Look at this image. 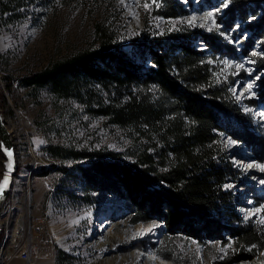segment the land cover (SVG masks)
Segmentation results:
<instances>
[{"label":"trees","instance_id":"16d2710c","mask_svg":"<svg viewBox=\"0 0 264 264\" xmlns=\"http://www.w3.org/2000/svg\"><path fill=\"white\" fill-rule=\"evenodd\" d=\"M146 1L150 16L176 20L187 14L180 0ZM18 7L19 0H0L2 13ZM226 13L227 23L251 20L248 26L261 42L256 65L264 70V0H231ZM93 39L91 45L16 82L29 90L47 88L56 99H72L91 116L129 131L133 147L128 151L134 160H122V153L102 148H41L52 159L70 161L67 166L52 164L36 171L59 175L55 199L64 198L69 205L90 204L91 194L105 193L122 201L121 215L131 225L162 221L160 243L150 244V251L173 264L191 263L180 249L183 237L200 245L231 243L217 264L255 258L264 249V226L241 221L234 212L229 187L237 172L222 139L246 146L264 163V136L231 98L228 82L207 61L237 58L235 48L216 32L187 23L162 32L147 29L127 47L96 24ZM196 41L207 51L197 49ZM10 85L7 80L6 86ZM3 99L0 96V103ZM79 180L81 194L76 190ZM255 207L264 218V200Z\"/></svg>","mask_w":264,"mask_h":264},{"label":"rangeland","instance_id":"374dc122","mask_svg":"<svg viewBox=\"0 0 264 264\" xmlns=\"http://www.w3.org/2000/svg\"><path fill=\"white\" fill-rule=\"evenodd\" d=\"M180 1L186 6L187 14L176 20L150 16V3L146 0H19V7L14 8L13 13L0 12V96L4 98L0 112L11 139L23 154L26 165L21 170V178L33 172L29 186L25 184V177L23 182L15 177L14 188L21 190L18 192L21 204L14 205L6 232L11 231L14 236L19 213L25 231L28 224L31 226V235L37 226H43V234H48L49 241L42 254L48 252L49 256L32 264L160 263L161 258L150 251V244L160 243L162 221L131 225L121 215L122 201L105 193L91 194L93 202L90 204L69 205L64 198L55 199L57 173H36L52 164H70L69 160L48 157L41 149L48 145L87 150L102 148L122 153V160H134L132 151H128L133 147L129 131L109 124L102 117L91 116L72 99H56L47 88L29 90L20 88L16 82V78L28 72L40 70L57 58L91 45L96 24L106 27L125 47L129 41L139 40L147 29L162 32L178 23L196 26L207 33L216 32L235 48L237 58L216 57L207 61L228 82L231 98L249 115L253 128L264 136V85L261 84L264 70L259 69L255 59L260 56L261 42L248 26L251 20L237 18L231 23L224 22L231 0ZM193 44L207 51L202 42ZM7 80L12 81L9 88ZM222 142L225 155L237 172L229 187L234 197V212L241 221H257L264 226V218L255 207L258 201L264 200V163H259L246 146L229 138H223ZM2 156L1 153L0 162ZM252 167L261 171L260 178L250 173ZM17 171L19 169L16 175ZM251 179L254 183L249 189L247 184ZM80 183L79 180L76 185L78 194H81ZM31 219L35 220V225ZM54 233L60 237L61 244ZM21 239L24 242L22 230ZM227 239L225 235L223 240ZM102 240L105 245L100 244ZM231 248V243L223 246L220 241L205 245L195 239L185 241L184 237L180 241V249L190 264H217ZM255 258L234 264H247ZM27 262L30 255L27 261L16 259L9 264Z\"/></svg>","mask_w":264,"mask_h":264},{"label":"bare ground","instance_id":"6f19581e","mask_svg":"<svg viewBox=\"0 0 264 264\" xmlns=\"http://www.w3.org/2000/svg\"><path fill=\"white\" fill-rule=\"evenodd\" d=\"M11 134H13V133H11ZM12 143H13L14 155H15V160H16V169L17 170L19 169V171H17L19 173L17 175L16 174L13 175L12 181H11V185H10V190L8 191L9 196L7 194L5 200L3 201L4 204H2L3 202L1 203L2 204V211H3V212H0V261L1 262H3V260L5 258H7L8 251L11 250V243H12L13 233L11 231L6 232V230L8 229V224L10 222V215H11V213L14 210L13 209L14 205L18 206L19 203L21 204V199H18V194H19L18 192L21 191V190L14 188V185L17 184V182L15 180V177H17L19 179V181H22V178L24 179V177H25L26 178L25 184H26V186L27 185L29 186V181H30V178L32 177V174H33V172L31 171V172H28L26 175H24L21 178V170H22L23 166H25L26 164L24 165V162H23L24 159H23V154H22L21 150H19V148L17 147V144L13 140H12ZM24 143H26V142H24ZM238 155L242 156L241 153H239ZM0 156H1V152H0ZM29 157H30V155H29ZM2 158H3V156H2ZM2 162H3V160H2ZM260 172L261 171H259L255 167H252L250 169V173L253 174V176L258 177V178H260ZM253 183H254L253 182V179H251L250 182L247 184V187L249 189H251ZM242 203L244 205L246 204V202H245L244 199H242ZM18 219H19V217H18ZM4 223H5V225L2 228V224H4ZM21 224L23 225L22 219H21ZM30 235H31V226L28 224V230L25 231L24 227L22 229V238H23V241L24 242H27L30 239ZM54 237H55L56 241L59 244H61V239H59L60 237H58L57 235H55V233H54ZM100 244L105 245L106 243L104 242V240H102ZM23 260L24 261H27L28 260V255H23ZM159 262L160 263H158V264H168L165 260H161V259H160ZM150 264H153V262L151 261ZM247 264H264V250H263V252H261L259 254V256H257L255 258V260H253L252 262H249Z\"/></svg>","mask_w":264,"mask_h":264},{"label":"built area","instance_id":"2783aa9c","mask_svg":"<svg viewBox=\"0 0 264 264\" xmlns=\"http://www.w3.org/2000/svg\"><path fill=\"white\" fill-rule=\"evenodd\" d=\"M1 169L2 162H0V174ZM2 204H4V202ZM2 204L0 205V212H3ZM31 221H33L35 225V220L31 219ZM22 229L21 214L19 213V219L15 223V233L14 236H12L11 250L8 251V256L4 259V263L0 264H9L12 260L16 259L23 260V255H30V262H27L28 264L37 262L39 258L44 259L49 256L48 252L42 254L43 249L46 250L49 241L48 234H43V226L39 225L35 228L34 235H30V242H22Z\"/></svg>","mask_w":264,"mask_h":264},{"label":"water","instance_id":"95a60500","mask_svg":"<svg viewBox=\"0 0 264 264\" xmlns=\"http://www.w3.org/2000/svg\"><path fill=\"white\" fill-rule=\"evenodd\" d=\"M0 151L3 155L2 170L0 174V204L5 200L12 177L16 172V160L10 133L4 116L0 112Z\"/></svg>","mask_w":264,"mask_h":264}]
</instances>
